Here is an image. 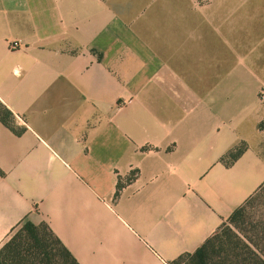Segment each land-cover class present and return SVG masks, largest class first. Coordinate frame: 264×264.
Instances as JSON below:
<instances>
[{
  "label": "crops",
  "instance_id": "crops-1",
  "mask_svg": "<svg viewBox=\"0 0 264 264\" xmlns=\"http://www.w3.org/2000/svg\"><path fill=\"white\" fill-rule=\"evenodd\" d=\"M0 102V249L170 264L264 184V0H0Z\"/></svg>",
  "mask_w": 264,
  "mask_h": 264
},
{
  "label": "trees",
  "instance_id": "trees-1",
  "mask_svg": "<svg viewBox=\"0 0 264 264\" xmlns=\"http://www.w3.org/2000/svg\"><path fill=\"white\" fill-rule=\"evenodd\" d=\"M0 120L15 133L22 129L14 125V115L0 102ZM264 129V121L260 123ZM241 148L229 152L235 159ZM264 190V184L242 206L236 209L229 220L238 224L244 217L246 206ZM222 229V227L220 228ZM232 234L231 231H229ZM228 238V240H227ZM220 236L218 232L210 237L194 253H186L170 264H264V220L257 224L254 233L242 239L233 234ZM0 264H79L71 252L55 237L47 224L25 222L19 231L0 249Z\"/></svg>",
  "mask_w": 264,
  "mask_h": 264
},
{
  "label": "rangeland",
  "instance_id": "rangeland-1",
  "mask_svg": "<svg viewBox=\"0 0 264 264\" xmlns=\"http://www.w3.org/2000/svg\"><path fill=\"white\" fill-rule=\"evenodd\" d=\"M262 150L264 151V146H262ZM253 201L251 206L250 203L246 206L244 217L238 224L229 219L223 224L222 229L218 231L221 237L227 233L236 241L237 238H233V234L239 235V237L244 240L254 233L257 224L264 220V190L261 191ZM20 228H18L15 233H17ZM229 231H231L232 234H230Z\"/></svg>",
  "mask_w": 264,
  "mask_h": 264
},
{
  "label": "built area",
  "instance_id": "built-area-1",
  "mask_svg": "<svg viewBox=\"0 0 264 264\" xmlns=\"http://www.w3.org/2000/svg\"><path fill=\"white\" fill-rule=\"evenodd\" d=\"M19 44H20L19 41H14V42L12 43V46L17 47V46H19Z\"/></svg>",
  "mask_w": 264,
  "mask_h": 264
}]
</instances>
